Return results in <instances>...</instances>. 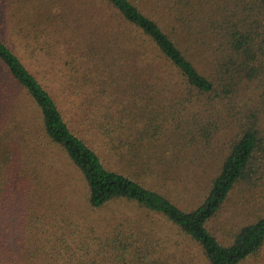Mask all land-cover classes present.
Here are the masks:
<instances>
[{
    "label": "trees",
    "instance_id": "1",
    "mask_svg": "<svg viewBox=\"0 0 264 264\" xmlns=\"http://www.w3.org/2000/svg\"><path fill=\"white\" fill-rule=\"evenodd\" d=\"M134 48L137 74L123 60ZM56 54L112 87L82 103L80 121L31 65ZM140 90L150 98L133 130L109 104ZM168 120L176 158L165 163L162 146L158 162L148 151ZM56 159L81 173L88 214L118 201L138 218L104 217L101 232L79 239L66 224L76 218L56 221L46 208L69 185ZM142 163L157 186L134 169ZM180 167L187 199L168 185ZM183 239L207 264H243L264 248V0H0V262L200 264Z\"/></svg>",
    "mask_w": 264,
    "mask_h": 264
},
{
    "label": "rangeland",
    "instance_id": "2",
    "mask_svg": "<svg viewBox=\"0 0 264 264\" xmlns=\"http://www.w3.org/2000/svg\"><path fill=\"white\" fill-rule=\"evenodd\" d=\"M60 10V7L57 8ZM130 48L134 47L135 44L134 43H130ZM136 47V46H135ZM55 49V48H54ZM31 50L34 52V49L31 47ZM138 49H129L125 52V54L123 55V60H124V64L125 67H128L129 69H131L132 72H134L135 74L140 72V67H141V63H140V59H139V55H138ZM55 52V51H54ZM39 63L35 66L32 65L33 69L35 71H38V73L40 74L41 78H45L48 83L51 85L52 88L51 91L56 95L57 99L60 101V103L62 104V107L64 109H67V103L69 101V103L71 102V104H74L75 107L73 109L68 110L69 111V115L77 117L76 112L78 111L79 116H84L87 117L85 115H88L89 111L86 110V107L90 106V102L93 98H96L98 96L106 98L109 94L108 91H110L112 89L111 86H109V84L107 85L103 80H99L97 79V86H96V78H89V77H85L86 73L83 71V66H79L77 70L74 69H70L69 67H67L65 65V63L60 60L59 58V54H56L54 57V59L52 58H48V62L45 60L46 64H41V60L42 57L39 56ZM59 59V60H58ZM29 63V61H28ZM147 68V67H146ZM59 69H63V70H59ZM87 79V81H86ZM132 82V81H131ZM140 84L142 81H139ZM87 83H92L93 85H91L90 87L88 86ZM134 83V82H133ZM138 83V82H137ZM93 86L96 87V91H94ZM70 87V90H67V88ZM122 94H125V97L122 98V101H120L118 106H113L109 104V107H111L112 109V113H115L116 110H124L125 112H127V117L125 119V122L127 125L132 126L133 130H136L138 128H140L141 126L144 125L143 122H145V120H143L142 118L144 116L141 115V113L139 112V107L148 103V100L150 98V96H147L146 90H143L138 93L139 97H137L135 99V102L133 100V98H129L128 94H126L125 92L121 91ZM153 95L156 94V92H152ZM128 96V97H127ZM127 97V99H126ZM143 97V99H142ZM156 97V101L158 102V97L157 94L155 95ZM84 99V100H82ZM129 99V100H128ZM85 104V106L83 104ZM83 105V106H82ZM134 108V112L131 111V109ZM129 109V111H128ZM67 111V110H66ZM77 119L80 121L79 117H77ZM171 120V119H170ZM167 121L166 124H164L162 126V129L159 130V134L161 135V137H159V141L155 142V145L157 148H152L148 151V153H155L157 155V160L159 162L160 160V156L158 155L160 149L163 147L166 148L167 152H164L165 155V163L167 161H175L173 154H171V152L173 151V144H170V135H172V129L173 126L172 124L169 123V121ZM89 124L90 120H88ZM88 123L85 125L79 126V128L81 129H91V125H89ZM172 126V128H171ZM122 132H120L121 135ZM166 135V136H165ZM89 136V135H88ZM98 138V135H96ZM114 138H107L106 140H103L102 144H105L106 142H111L113 141ZM100 143V142H99ZM101 144V143H100ZM24 151H28V147L24 146L23 147ZM103 150V149H102ZM164 150V149H163ZM105 151V150H104ZM182 154V153H180ZM172 155V156H171ZM55 155L50 156L49 157H54ZM106 156V155H105ZM150 156H146L145 159H147ZM56 158V157H54ZM58 166L60 164L63 165L62 168H64V170L66 171V178L62 179V181L68 182L67 188L61 189L57 192L54 193V197H53V201L51 206L53 207H46L47 209L51 210L50 214H53L55 217L56 221H62V220H67L72 219V218H76V224H72L70 220H67V223L70 227V229L72 231L75 232V235L80 239L82 237H87L88 234H90L92 236L93 231H91L92 229H96L98 228L99 231L101 232V227L103 225V221L101 220L102 218L106 217L108 219H112L113 216H129L131 218L135 217L138 218V213L137 211H135L134 207H132L131 205H126L125 203H119L118 201L116 202H112L110 205H108L107 207H105L103 209V212L101 213V215L97 216L95 214H88L86 209L88 208L87 203L84 199V194L82 193V191L85 188L84 185V180L83 177L81 175V173L76 170V168L72 167L71 165H68L67 163H64L60 160V159H56ZM181 160V158L179 159ZM155 164V160L152 161V165ZM145 164H139L137 167L134 166V169L137 171V173L142 174V179L148 181V183H151L155 186H157L159 179L158 176H155L154 174H152V170L150 168H147L146 166H143ZM182 167H180L177 172L175 173L174 170H172L169 173V176L171 177V179L168 181V185L171 187L170 189H174L178 194H176V197L178 198H188V194H186L187 196H185V194L181 195V192H184V184L186 182H188V178H189V174L190 172H188L185 169H181ZM154 169V167H153ZM158 169V168H157ZM174 169V167H173ZM69 176V177H68ZM73 183V184H72ZM75 183V184H74ZM161 183V182H160ZM173 185H177V189L179 191H177ZM81 187H79V186ZM181 191V192H180ZM245 193V192H244ZM83 197V198H82ZM50 199V195L49 194H45V195H40V197L38 198V200L41 201H48ZM57 206V207H56ZM44 208V207H43ZM55 208L57 209V212L54 211ZM41 209V208H40ZM48 212V211H47ZM56 212V213H55ZM147 218L151 219V217L146 216ZM45 219V218H44ZM155 220L156 223L160 224L161 223V219L159 216H155L153 218ZM142 220V219H141ZM38 222L39 226L43 228V225L45 224L46 226L50 225V222H44L42 220H38L36 219L35 223ZM167 224H169L167 222ZM171 224H169L170 226ZM158 226V225H157ZM165 223H161V225H159V229H162V231L164 232V235H166V233H169V226H167ZM88 228L90 229V232H88ZM59 227L56 228V233L59 236H62V231H59ZM180 238V237H179ZM182 249H185L187 252H190L193 256L197 257L198 261L200 262V264H207L206 261H204V259H202V257L199 256V253L197 251V249L190 244L187 240L183 239V243H182ZM25 255H27V251L25 253ZM5 262H10V260L5 261ZM0 263H4V262H0ZM5 264V263H4ZM243 264H264V248L255 256H253L252 258L248 259L245 263Z\"/></svg>",
    "mask_w": 264,
    "mask_h": 264
}]
</instances>
